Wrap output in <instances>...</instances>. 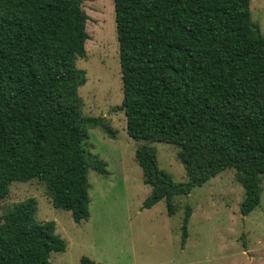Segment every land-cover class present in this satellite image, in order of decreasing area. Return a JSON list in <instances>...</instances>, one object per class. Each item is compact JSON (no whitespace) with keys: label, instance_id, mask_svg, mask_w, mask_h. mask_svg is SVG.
Segmentation results:
<instances>
[{"label":"trees","instance_id":"16d2710c","mask_svg":"<svg viewBox=\"0 0 264 264\" xmlns=\"http://www.w3.org/2000/svg\"><path fill=\"white\" fill-rule=\"evenodd\" d=\"M85 0H0V200L13 181L44 183L51 204L74 222L89 218L88 128L116 131L85 115L78 89L86 72ZM126 133L175 144L186 180L176 182L142 143L135 159L150 192L142 207L187 195L226 168L244 190L239 211L260 203L264 174V34L250 0H113ZM37 200L14 203L0 219V264H51L66 242L54 220H38ZM192 209L180 226L184 247ZM79 264H99L81 256Z\"/></svg>","mask_w":264,"mask_h":264},{"label":"rangeland","instance_id":"374dc122","mask_svg":"<svg viewBox=\"0 0 264 264\" xmlns=\"http://www.w3.org/2000/svg\"><path fill=\"white\" fill-rule=\"evenodd\" d=\"M88 15L85 55L76 61L86 72L78 93L85 115L104 116L116 131L108 137L99 127H89L85 148L90 159L106 163V174L89 168V218L74 222L70 211L51 204L42 181H13L0 200V219L14 203L34 197L38 220H54L56 232L66 242L63 252H51V264H79L88 256L99 264H264V174L260 176V203L240 214L244 190L235 170L226 168L187 195L172 198L175 212L167 213L165 199L150 208L143 200L150 186L143 182L135 150L142 143L156 148L158 166L176 182L186 180L175 144L136 140L126 133L122 79L113 0H85ZM251 18L264 34V0H250ZM192 209L188 236L180 246L185 205Z\"/></svg>","mask_w":264,"mask_h":264}]
</instances>
